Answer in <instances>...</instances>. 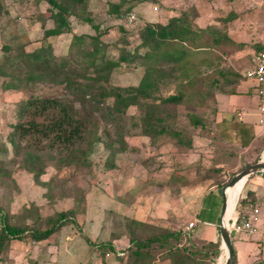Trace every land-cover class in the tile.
I'll return each mask as SVG.
<instances>
[{"label":"trees","instance_id":"1","mask_svg":"<svg viewBox=\"0 0 264 264\" xmlns=\"http://www.w3.org/2000/svg\"><path fill=\"white\" fill-rule=\"evenodd\" d=\"M43 1L48 16H39L44 35L35 47L28 51L16 39L13 46L6 43L1 47L0 95L10 90L26 92V96L12 103L17 121L11 126L7 142L13 151L10 155L8 146H2L10 160L0 162V173L21 157L18 166L33 174L36 183L46 185L53 200L52 180H42L49 165L59 170L93 168L90 156L96 143L105 145L108 156L103 170L111 171L118 168L119 152L129 148V136L147 137L156 147L170 141L186 151L195 147L196 137H208L211 131L220 139L214 129L215 117L200 108L205 105L215 115L219 96L236 93L244 77L233 64L226 65L221 54L215 53L212 59L210 52L227 42L235 43L228 33L229 24L237 18L235 10L227 14L224 24L218 21L202 27L190 11L192 6L173 14L165 23H144L132 40L134 34L125 18L145 0H109L107 15L122 21L121 36L109 40L110 27L103 29V21L91 9L94 0ZM149 1L160 4V0ZM82 23L89 24L94 33L75 32L76 25ZM64 34L71 35V41L66 58L58 62L55 45L43 42ZM201 51H206L207 56L198 59ZM73 58L82 59L80 68L70 64ZM208 62L215 75L205 82L206 89L187 92V84L195 81L200 66H208ZM120 67L141 70V76L136 83L117 84L115 73ZM18 71H23V76ZM171 87L172 91H168ZM132 107L135 111L130 113ZM101 125L105 126L104 135L100 133ZM112 132L115 138L111 139ZM177 175L169 181L172 187L192 184L186 173ZM230 179L218 182L217 187L223 189ZM202 180L207 181L208 174ZM76 195L79 203L84 195ZM249 202L254 201L241 196L239 208L244 209ZM33 209L34 220L22 224L0 207V262L14 242L30 238L34 244H42L51 239L48 243L53 244L52 239L56 242L65 226L79 225L76 207L53 208L48 215L41 212V206L34 205ZM121 219L124 227L120 228ZM118 224L107 241L95 244L86 236L90 244L96 245L104 264L109 263L108 256L117 257L119 252L124 253L118 257L123 264H214L222 253L220 234L218 240L207 242L194 228L186 232V223L169 226L126 215L118 219ZM123 237L129 242L119 251L115 242ZM236 240L233 237L234 264L238 262ZM27 264H39V260L28 258Z\"/></svg>","mask_w":264,"mask_h":264},{"label":"rangeland","instance_id":"2","mask_svg":"<svg viewBox=\"0 0 264 264\" xmlns=\"http://www.w3.org/2000/svg\"><path fill=\"white\" fill-rule=\"evenodd\" d=\"M232 1L160 0L158 4L145 0L136 8L138 20L132 26H127L134 34L132 40H135L136 31L144 23L156 20L166 22L173 14L193 6L190 11L202 27L214 24L213 20L218 19H220L219 24H224L231 10L243 12L246 18L242 26H237V31L242 32L246 38L252 35L257 36L256 32L259 29L256 28V23L262 21L258 17V20H255V13L258 14L256 11L259 7L258 0H237L236 6H232ZM107 2L109 0H94L91 9L96 13L97 18L103 21V29L110 27L107 38L115 40L121 36L119 24L122 21L114 16L109 18L106 10ZM155 6L159 7L158 10H155ZM39 16L44 18L48 16L47 4L43 0H0V47L6 43L13 46L16 42L28 43L40 40L44 35V28ZM75 31L94 33L91 26L85 23L76 25ZM47 42L56 44L58 62L66 58L70 36L51 37L43 43L46 45ZM224 45L226 46L210 51L213 52L212 59L216 54L220 55L221 51L226 50V53L228 52V56L224 54L226 65L233 64L245 75L247 69L243 67L248 64L249 56L231 57L235 51L234 46L237 44L227 42ZM209 46L213 48L211 43ZM115 52L116 50L113 51ZM205 53L206 51H201L197 58L206 57ZM2 57L0 48V61ZM81 60V58L70 59V64L80 68ZM213 69L209 66V62L208 66H200V73L192 84H187L186 91L205 90V82L215 75ZM116 72L115 82L120 85L136 83L141 76V70L126 71L123 67L117 68ZM18 74L23 76L24 72L18 71ZM168 91H172V87ZM25 96L26 92L17 93L10 90L0 95V162L10 160L1 149L2 146H8L10 155L13 151L12 145L7 142L11 126L17 121L12 103ZM201 108L200 110L208 111L205 105ZM134 111L135 108L132 107L130 113ZM104 128L105 126L101 125L100 133L103 135ZM114 136L112 132L111 139L115 138ZM127 141L129 148L119 152L118 168L111 171L103 170L108 152L102 142L95 144L94 152L90 156L95 163L93 168L78 167L59 170L52 164L49 165L42 180H52L53 200L48 196L49 191L46 185L36 183L33 174L18 166L21 157L15 158V163L8 165L6 172L0 173V207L5 212L14 214L15 221L22 224L34 220L36 216L34 205L41 206V212L44 215L51 214L53 208L76 207L79 212V225L71 223L65 226L59 239L56 242L52 239L53 244L48 243L51 239L42 244H34L30 238H25L22 242H14L0 264H27L28 258L39 260V264H104L96 245L90 244L86 236L95 244L107 241L110 233L118 229V219L126 215L169 226H182L189 221L193 214L191 209H195L194 206L197 211L205 212L212 202H216V199L208 194L200 198L202 193L197 187L205 182L202 180L203 176L208 174V188L204 185L207 193L211 189L209 185L230 179L231 175L233 176L248 162L247 154L240 156V153L227 145L224 140L215 137L214 131L208 133V137H196L195 147L190 151L178 148L170 141L163 142L159 147L152 146L150 140L144 136H129ZM116 146L119 144L117 143ZM184 173L192 184L172 187L169 183L171 177ZM244 184L245 181L242 186ZM194 187L197 188L198 194L196 205L192 204L189 209L188 203L192 199H189L188 191H192ZM77 193L84 195L79 203H76L75 199ZM194 200L192 203L195 202ZM123 222L121 219L120 228L124 227ZM248 238L242 237L236 240L237 264H259L264 261V249L252 247ZM115 244L119 251H123L128 245V240L123 237V240ZM123 255L124 253L120 252L117 257L108 256L107 264H120L118 257ZM225 261L226 251L222 249L220 257L214 264H224Z\"/></svg>","mask_w":264,"mask_h":264},{"label":"crops","instance_id":"3","mask_svg":"<svg viewBox=\"0 0 264 264\" xmlns=\"http://www.w3.org/2000/svg\"><path fill=\"white\" fill-rule=\"evenodd\" d=\"M231 4L232 6H236L238 4L237 0H233ZM257 4L259 5V7L256 8L258 14L255 13V20H258V18L262 19L261 23H256V28L259 29V31L256 32L257 36L252 35L251 37L246 38L243 36L242 32L239 33V31H237V26H242L243 21L246 18L243 16V12L235 10L236 13H238L236 15L237 18L229 24V36L234 40V45L237 44L234 46L235 51L231 54V57L242 58L243 55L247 57L249 56L247 58L248 64L243 67L247 70L251 67L252 56L264 50V0H258ZM218 21L219 19L213 20L214 23H217ZM154 22L163 21L156 20ZM47 27H50V23H48ZM69 36L71 41V35L64 34L57 38H67ZM36 41L37 40L28 43H22H24L26 45V49L30 51L33 47H35L37 43ZM54 45L56 47V44ZM260 47L262 49H258ZM220 53L224 59L226 58L224 54L228 56V52L226 53V50H223ZM236 90L237 91L234 94L220 95L218 110L216 109L217 111L214 115L213 110L208 108V116H210L211 118L213 116L215 117L214 129L220 136V138L224 140L227 145L233 147V149L237 153H240V156L241 154H247L248 162L246 163V165L253 164L256 163L264 155V135H262L261 127L258 125L259 84L257 80L248 78L245 74L243 79L240 80L238 86L236 87ZM207 183L208 180L204 183H201L197 187L200 188V192L202 193L200 198L208 194L216 199V202H212V205L205 212H201L199 210L197 211L195 206V209H191L192 204L196 205V195H198L197 188L194 187L192 188V191H188L189 199H192V201H190L188 204H190L189 209L193 210V214L190 216L189 222L192 220H196V227L194 229L197 230V234L200 239L208 242L216 241L219 237V223L222 211L223 197L222 189L217 187V182H215V184L209 185L211 186V189L206 193L205 190L206 188H208ZM204 185H206V188L204 187ZM239 194L240 197L241 195L243 197L248 196L249 198H252L254 202L259 203L264 213V172L253 174L248 178L244 186H241V189H235L231 210L228 215L229 217L230 214H234V209L239 198ZM193 200L195 201L194 203H192ZM187 224L188 221H186V225ZM248 239L250 240L249 242L252 247H258L261 250L264 249V236L256 235L249 237ZM121 240H123V238L117 240L116 242ZM118 259L120 260L119 263L123 264L122 259Z\"/></svg>","mask_w":264,"mask_h":264},{"label":"built area","instance_id":"4","mask_svg":"<svg viewBox=\"0 0 264 264\" xmlns=\"http://www.w3.org/2000/svg\"><path fill=\"white\" fill-rule=\"evenodd\" d=\"M155 6V10H158ZM109 18H111L109 16ZM126 23L134 24L138 20L136 12H130L126 18ZM246 76L258 81L259 84V118L258 125L261 127L264 135V50L254 54L251 58V67L247 70ZM196 227V220L188 222L186 232ZM231 235L232 238L252 237L256 235L264 236V213L261 205L256 202H249L248 205L241 209L237 202L234 209V215L231 218Z\"/></svg>","mask_w":264,"mask_h":264},{"label":"water","instance_id":"5","mask_svg":"<svg viewBox=\"0 0 264 264\" xmlns=\"http://www.w3.org/2000/svg\"><path fill=\"white\" fill-rule=\"evenodd\" d=\"M260 172H264V155L256 163L247 164L238 172H236L231 177L229 183H227L222 189L223 203H222V211L220 216L219 231L222 241L221 247L226 251V261L224 264H234L235 262L234 241L231 235L232 217L231 216L228 217L227 215L231 191L235 187V185L238 184L241 180L245 179L246 182L250 176Z\"/></svg>","mask_w":264,"mask_h":264},{"label":"bare ground","instance_id":"6","mask_svg":"<svg viewBox=\"0 0 264 264\" xmlns=\"http://www.w3.org/2000/svg\"><path fill=\"white\" fill-rule=\"evenodd\" d=\"M243 180H245V179H243ZM243 180H241L240 182H242ZM240 182H239V183H240ZM239 183H238V184H239ZM238 184H236L235 187H234V188L232 189V191H231V195H230V199H229L228 214H227V215H229V212H230V210H231V205H232V199H233L234 191H235V189H236V187H237ZM233 215H234V214H233ZM233 215H232V216H233ZM228 217H229V216H228Z\"/></svg>","mask_w":264,"mask_h":264}]
</instances>
